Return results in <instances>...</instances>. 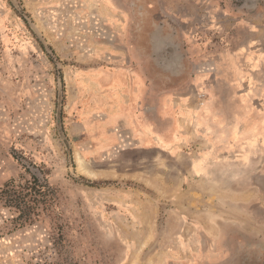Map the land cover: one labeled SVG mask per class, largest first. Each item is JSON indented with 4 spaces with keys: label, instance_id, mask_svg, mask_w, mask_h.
<instances>
[{
    "label": "rangeland",
    "instance_id": "374dc122",
    "mask_svg": "<svg viewBox=\"0 0 264 264\" xmlns=\"http://www.w3.org/2000/svg\"><path fill=\"white\" fill-rule=\"evenodd\" d=\"M0 264H264V0H0Z\"/></svg>",
    "mask_w": 264,
    "mask_h": 264
},
{
    "label": "crops",
    "instance_id": "0c3cea01",
    "mask_svg": "<svg viewBox=\"0 0 264 264\" xmlns=\"http://www.w3.org/2000/svg\"><path fill=\"white\" fill-rule=\"evenodd\" d=\"M107 81V83H110V82H114V81H116V82H118V81H120V80H117V79H108V80H106ZM124 82V79H121V82ZM105 87V86H104ZM120 87H122V86H120ZM117 87H116V85L115 86H113V89H116ZM105 92H107V94H111L112 93V91L111 90H105ZM120 106H122V103L120 104ZM116 113H113L112 114V119H115L116 118ZM118 117V116H117ZM112 124H113V122H112ZM116 127H115V125H111V124H109V125H106L105 126V128H103L104 129V131H106V133H108V132H110V131H112L113 129H115ZM119 129V128H118Z\"/></svg>",
    "mask_w": 264,
    "mask_h": 264
},
{
    "label": "bare ground",
    "instance_id": "6f19581e",
    "mask_svg": "<svg viewBox=\"0 0 264 264\" xmlns=\"http://www.w3.org/2000/svg\"><path fill=\"white\" fill-rule=\"evenodd\" d=\"M78 159V158H77ZM78 161V160H77ZM80 168V167H79Z\"/></svg>",
    "mask_w": 264,
    "mask_h": 264
}]
</instances>
